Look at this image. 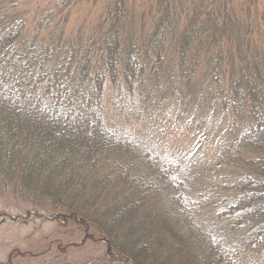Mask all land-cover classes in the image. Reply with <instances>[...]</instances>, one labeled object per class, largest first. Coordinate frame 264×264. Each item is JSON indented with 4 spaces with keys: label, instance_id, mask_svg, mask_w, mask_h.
I'll use <instances>...</instances> for the list:
<instances>
[{
    "label": "trees",
    "instance_id": "1",
    "mask_svg": "<svg viewBox=\"0 0 264 264\" xmlns=\"http://www.w3.org/2000/svg\"><path fill=\"white\" fill-rule=\"evenodd\" d=\"M99 1L0 0V202L97 236L100 264H264V0H102L69 27ZM158 109L192 153L141 132ZM211 133L228 178L203 192Z\"/></svg>",
    "mask_w": 264,
    "mask_h": 264
},
{
    "label": "rangeland",
    "instance_id": "2",
    "mask_svg": "<svg viewBox=\"0 0 264 264\" xmlns=\"http://www.w3.org/2000/svg\"><path fill=\"white\" fill-rule=\"evenodd\" d=\"M132 1V0H131ZM240 2L242 0H239ZM35 3V2H34ZM138 13L147 9V0H133ZM260 11L263 10L261 7ZM102 12V0L86 3L75 10L69 27L91 25ZM259 21L261 20L258 13ZM161 109L152 112V118L142 120V130L165 153H192L196 136L185 122L177 121L176 113L161 111L167 120L157 122ZM216 132V129L213 131ZM226 133V131H224ZM206 157L199 166V184L203 192L223 186L226 172H216V137L205 139ZM213 173L215 174L213 176ZM216 192V191H215ZM215 192H209L213 195ZM24 214L18 205L0 202V264H100L108 258L106 246L98 237L72 225H60L40 217L28 220L14 218Z\"/></svg>",
    "mask_w": 264,
    "mask_h": 264
}]
</instances>
